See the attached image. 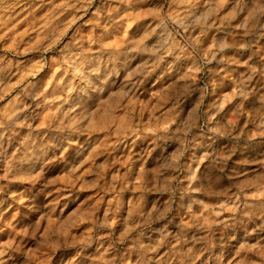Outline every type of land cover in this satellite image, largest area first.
Here are the masks:
<instances>
[{"label": "rangeland", "instance_id": "1", "mask_svg": "<svg viewBox=\"0 0 264 264\" xmlns=\"http://www.w3.org/2000/svg\"><path fill=\"white\" fill-rule=\"evenodd\" d=\"M0 264H264V0H0Z\"/></svg>", "mask_w": 264, "mask_h": 264}, {"label": "bare ground", "instance_id": "2", "mask_svg": "<svg viewBox=\"0 0 264 264\" xmlns=\"http://www.w3.org/2000/svg\"><path fill=\"white\" fill-rule=\"evenodd\" d=\"M90 78H91V76H88L87 79L90 80ZM95 79H97V78L95 77ZM95 79H94V80H95ZM84 84H86V85L89 84V81H87V83H84ZM86 85H85V86H86ZM93 85H94V84H93ZM93 85H92V87H93ZM96 85H97V84H96ZM96 85H95V86H96ZM85 86H83V90H86V87H87V86H86V87H85ZM17 88H18V87H17ZM87 88H88V87H87ZM7 97H8V96H7ZM248 243H249V242H248ZM246 244H247V243H246Z\"/></svg>", "mask_w": 264, "mask_h": 264}]
</instances>
